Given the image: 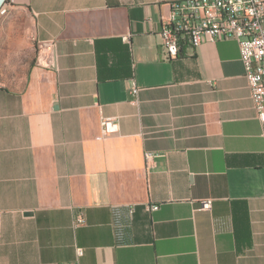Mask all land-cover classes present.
Listing matches in <instances>:
<instances>
[{
    "label": "crops",
    "instance_id": "1",
    "mask_svg": "<svg viewBox=\"0 0 264 264\" xmlns=\"http://www.w3.org/2000/svg\"><path fill=\"white\" fill-rule=\"evenodd\" d=\"M177 1L0 0L36 50L0 85V264H264V122L240 46L169 59Z\"/></svg>",
    "mask_w": 264,
    "mask_h": 264
},
{
    "label": "built area",
    "instance_id": "2",
    "mask_svg": "<svg viewBox=\"0 0 264 264\" xmlns=\"http://www.w3.org/2000/svg\"><path fill=\"white\" fill-rule=\"evenodd\" d=\"M6 9L1 10L4 13ZM162 45L169 59L179 57L181 49L188 44L193 48L205 42L216 43L234 39L239 43L241 61L245 68V78L251 90V96L259 119L264 122V0H185L171 4V12L162 24L159 32ZM125 42L130 36L123 37ZM54 47V44H51ZM48 44H41V62L52 65L51 49ZM140 91L135 81L132 82L131 94ZM102 132L105 137L120 133V124L116 118H102ZM152 153L146 154L148 161ZM202 210L210 211L213 200L200 202ZM157 210L158 206L152 207ZM77 225L84 223V218H77ZM83 254V250H79Z\"/></svg>",
    "mask_w": 264,
    "mask_h": 264
},
{
    "label": "rangeland",
    "instance_id": "3",
    "mask_svg": "<svg viewBox=\"0 0 264 264\" xmlns=\"http://www.w3.org/2000/svg\"><path fill=\"white\" fill-rule=\"evenodd\" d=\"M28 15L14 10L0 24V85L19 86L36 50L28 39Z\"/></svg>",
    "mask_w": 264,
    "mask_h": 264
},
{
    "label": "bare ground",
    "instance_id": "4",
    "mask_svg": "<svg viewBox=\"0 0 264 264\" xmlns=\"http://www.w3.org/2000/svg\"><path fill=\"white\" fill-rule=\"evenodd\" d=\"M5 12H6V11H5ZM5 12H4V13H5ZM4 13H1V14H4Z\"/></svg>",
    "mask_w": 264,
    "mask_h": 264
}]
</instances>
